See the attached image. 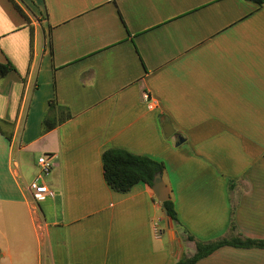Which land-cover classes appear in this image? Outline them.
Returning <instances> with one entry per match:
<instances>
[{"label": "crops", "instance_id": "1", "mask_svg": "<svg viewBox=\"0 0 264 264\" xmlns=\"http://www.w3.org/2000/svg\"><path fill=\"white\" fill-rule=\"evenodd\" d=\"M13 1L27 19L0 0V62L15 67L0 78V264H174L189 234L264 240V5ZM107 148L164 163L177 221L145 182L107 184ZM42 153L54 195L35 200ZM195 264H264V247Z\"/></svg>", "mask_w": 264, "mask_h": 264}, {"label": "trees", "instance_id": "2", "mask_svg": "<svg viewBox=\"0 0 264 264\" xmlns=\"http://www.w3.org/2000/svg\"><path fill=\"white\" fill-rule=\"evenodd\" d=\"M20 14L27 19L25 12L13 1L10 0ZM258 5H264V0H249ZM14 65L7 62H0V78L14 70ZM54 103L50 101L48 113L43 118V130L52 128L56 121H52L49 112L53 109ZM4 121L0 119V133L10 138V134L2 129ZM103 175L107 184L114 190L126 192L137 182H145L152 186L154 175L163 172L165 165L162 161L156 160L144 154H136L122 148H107L102 153ZM167 215L177 221V213L173 201L169 198L162 202ZM195 243V251L190 255H184L174 264H195L198 259L208 255L222 245H234L241 247L259 246L264 247V240L251 239L240 235L233 237H220L215 240L201 241L188 235Z\"/></svg>", "mask_w": 264, "mask_h": 264}, {"label": "built area", "instance_id": "3", "mask_svg": "<svg viewBox=\"0 0 264 264\" xmlns=\"http://www.w3.org/2000/svg\"><path fill=\"white\" fill-rule=\"evenodd\" d=\"M142 99L150 108L155 106V100L148 91L142 93ZM52 155L41 154L37 157V173L29 182L28 188L31 191L35 200H42L46 196H53L54 191L50 189L44 181V177L50 172L52 168ZM156 234H159L157 223L155 224Z\"/></svg>", "mask_w": 264, "mask_h": 264}, {"label": "water", "instance_id": "4", "mask_svg": "<svg viewBox=\"0 0 264 264\" xmlns=\"http://www.w3.org/2000/svg\"><path fill=\"white\" fill-rule=\"evenodd\" d=\"M164 131L166 136H170L173 134L174 131L169 122H166ZM152 189L160 202H164L165 200L170 198L168 187L162 180L161 172H157L154 175Z\"/></svg>", "mask_w": 264, "mask_h": 264}, {"label": "rangeland", "instance_id": "5", "mask_svg": "<svg viewBox=\"0 0 264 264\" xmlns=\"http://www.w3.org/2000/svg\"><path fill=\"white\" fill-rule=\"evenodd\" d=\"M42 154H46V153H42Z\"/></svg>", "mask_w": 264, "mask_h": 264}]
</instances>
